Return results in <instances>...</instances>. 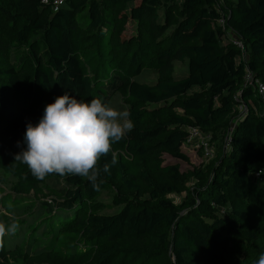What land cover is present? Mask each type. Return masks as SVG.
I'll list each match as a JSON object with an SVG mask.
<instances>
[{"label": "trees", "instance_id": "1", "mask_svg": "<svg viewBox=\"0 0 264 264\" xmlns=\"http://www.w3.org/2000/svg\"><path fill=\"white\" fill-rule=\"evenodd\" d=\"M53 1L0 0V150L18 146L17 142L25 147L26 124L35 125L46 104L65 92L107 104L119 91L129 104L135 127L120 142L112 143L108 155L98 161L100 166L110 165V175L102 174L105 178L99 190L86 178L66 175L59 189L61 198L45 212L60 211V234L76 232L81 242L73 249L23 256L20 264H227L229 247L240 237L256 246L259 259L264 253L260 223L264 211V97L245 85L244 79L248 69L255 80L264 83V0H224L223 5L217 0H182L180 4L176 0H64L62 5ZM220 15L241 38L246 59L238 47L223 40L224 31L216 25ZM128 19L137 22L135 40L120 38V24ZM92 50L99 54L98 63ZM184 59L188 73L175 77L174 61ZM120 60L121 71L114 67ZM146 66L156 72L152 82L133 77ZM193 87L200 90L188 93ZM236 98L246 104V110L237 117L231 148L215 159L209 172L191 171L197 183L188 201L180 207L165 197L181 191V174L176 167L159 164L157 168L169 172L171 183L159 186L142 170L140 176L150 196L139 199L138 186L123 175L125 166L115 151L131 157L167 152L187 160L182 145L189 126L212 133L220 149L234 106L240 103ZM218 160L220 168L215 164ZM259 170L262 179L258 181L262 182L256 212L248 218L235 210L226 218L218 216L227 200L220 186L243 200L252 174ZM13 174L36 189L47 177L35 179L26 165L15 167ZM118 176L124 188L134 192V199L125 201L115 213H96L88 204L106 182ZM245 220L255 227L241 228ZM159 226L170 230L158 238L159 245L169 246L173 262L163 256L162 248L147 243ZM127 238L148 248L144 257L130 256L122 246ZM17 256L4 238L0 264H15Z\"/></svg>", "mask_w": 264, "mask_h": 264}, {"label": "rangeland", "instance_id": "2", "mask_svg": "<svg viewBox=\"0 0 264 264\" xmlns=\"http://www.w3.org/2000/svg\"><path fill=\"white\" fill-rule=\"evenodd\" d=\"M178 4L182 0H176ZM128 8V4L125 5ZM120 38L126 41L135 40L137 33V22L128 19L120 24ZM93 54L97 53L94 50ZM98 56L94 54V62L98 63ZM121 59V55H118ZM11 62L14 61V55L10 57ZM239 61V58L236 59ZM119 63L115 64V68L124 69V66H120ZM147 65V63H146ZM91 71V70H90ZM117 73H120V72ZM188 73V60L174 61V76L181 77ZM121 74V73H120ZM138 81L152 82L156 78V72L153 68L143 67L138 75L133 76ZM199 87H193L188 93L199 91ZM218 100V99H217ZM216 100V101H217ZM239 101V100H238ZM240 102V101H239ZM109 106L118 110H124L128 108V105L123 98L121 92L116 91L109 98L107 103ZM242 113L241 103L234 106L233 118L236 119ZM232 116V115H231ZM214 155L211 158H204L202 152L192 146L182 148L187 154V160H181L173 157L167 152H160L159 154H150L147 156L131 157L127 156L123 151H115L116 157L124 163L123 175L128 178H133L138 186V197L143 199L149 197V190L142 180L140 173L142 170H146L148 175L157 185L170 184L169 172L157 168V164L160 167L170 166L176 167L180 171V189L181 191H172L166 193L165 197L176 205L183 206L186 201L191 197L192 187L197 183L195 177L191 176V171L211 168L215 159L220 155H223L222 144L220 149L218 148V142L214 139ZM26 147V146H25ZM24 147L15 146L5 150H0V222L6 225L11 223L14 218L18 221L19 228L15 235L5 236V241L11 252H18L17 261L15 264H20L23 256L27 255H44L45 252L51 249L60 250L63 248L73 249L77 244L81 242L82 236L76 232H65L60 234V211H51L49 214H45L49 206L52 207L53 201L61 198L59 189L64 186V176L55 174L54 176H47L45 181L39 184L38 188H32L27 183H21L14 176L13 169L19 165H25L21 161L14 159L16 153L20 152ZM215 163L218 168L222 163ZM218 163V164H217ZM214 164V165H215ZM210 170V169H209ZM208 170V172H209ZM221 175V172L219 173ZM217 176V174H216ZM121 176H118L112 182H106L104 188L91 200L88 205H92V208L96 213L100 214H112L120 210L123 203L128 199H134L135 194L133 191L124 188L121 183ZM251 187L248 189V196L245 199H240L234 195L230 189L223 188L226 195V202L217 215L226 218V215L233 210L240 213L243 217L248 218L249 213H255L257 202L258 187L262 181L252 179ZM219 181L216 186L219 187ZM184 210V209H183ZM260 219L263 221L261 226L264 227V211L260 214ZM210 218H205L209 220ZM255 224L251 220H245L241 228L253 229ZM170 232L168 228L159 226L154 233L147 239L148 245L152 247H160L166 254L163 256L168 257L173 262V255L168 245H159L158 234L163 231ZM170 236H168L169 239ZM122 246L127 250L133 259H140L144 257L146 253V246L142 245L134 238H127ZM258 259V253L256 246L250 242H245L241 237L232 247H229L227 255V264H254ZM62 263L66 264L65 261Z\"/></svg>", "mask_w": 264, "mask_h": 264}, {"label": "clouds", "instance_id": "3", "mask_svg": "<svg viewBox=\"0 0 264 264\" xmlns=\"http://www.w3.org/2000/svg\"><path fill=\"white\" fill-rule=\"evenodd\" d=\"M130 117L126 108L118 110L100 99L85 101L65 92L46 104L35 125L26 124V147L14 159L25 164L37 180L50 174L79 176L99 190L105 178L102 174L110 175V165L100 166L98 161L108 155L112 143L120 142L134 129ZM111 163H116L115 158ZM18 228L14 218L7 225L0 222V248L5 236L15 235ZM256 264H264V253Z\"/></svg>", "mask_w": 264, "mask_h": 264}, {"label": "built area", "instance_id": "4", "mask_svg": "<svg viewBox=\"0 0 264 264\" xmlns=\"http://www.w3.org/2000/svg\"><path fill=\"white\" fill-rule=\"evenodd\" d=\"M43 1L47 2V0H43ZM217 2L218 4H221V5L224 4V0H217ZM63 3H64V0H54L53 1L54 5H62ZM216 21H217L216 25L222 28V30L224 31L223 40L225 42H231L233 45L238 47L241 50L242 58L246 59L247 51L244 47V44L241 38L235 33V31L232 28H229V27L227 28L226 17H224L223 15H220ZM244 80H245V85L251 86L253 89H256V91L258 92V95L261 97H264V83L258 80H255L253 73L250 72L248 69L246 71ZM240 103H241L242 113H243L246 110V104L242 100H240ZM237 121H238V118L232 120V122L225 129V133L222 139L223 153H228L231 148L232 134H233ZM187 146H192L200 150L204 158L213 157L214 152H215L212 133L203 131L198 126H189L187 128L186 142L183 143V147H187ZM252 177L256 180H261L262 177H261L260 170L252 174Z\"/></svg>", "mask_w": 264, "mask_h": 264}, {"label": "crops", "instance_id": "5", "mask_svg": "<svg viewBox=\"0 0 264 264\" xmlns=\"http://www.w3.org/2000/svg\"><path fill=\"white\" fill-rule=\"evenodd\" d=\"M140 82H142V81H140ZM183 146V145H182ZM182 148H184V147H182Z\"/></svg>", "mask_w": 264, "mask_h": 264}]
</instances>
